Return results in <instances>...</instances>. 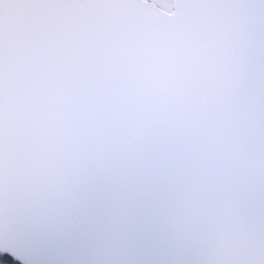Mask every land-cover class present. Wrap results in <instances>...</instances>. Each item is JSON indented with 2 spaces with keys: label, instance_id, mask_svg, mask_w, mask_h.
<instances>
[{
  "label": "snow or ice",
  "instance_id": "snow-or-ice-1",
  "mask_svg": "<svg viewBox=\"0 0 264 264\" xmlns=\"http://www.w3.org/2000/svg\"><path fill=\"white\" fill-rule=\"evenodd\" d=\"M0 264H264V0H0Z\"/></svg>",
  "mask_w": 264,
  "mask_h": 264
},
{
  "label": "trees",
  "instance_id": "trees-1",
  "mask_svg": "<svg viewBox=\"0 0 264 264\" xmlns=\"http://www.w3.org/2000/svg\"><path fill=\"white\" fill-rule=\"evenodd\" d=\"M2 259H6V257H2V256H0V260H2Z\"/></svg>",
  "mask_w": 264,
  "mask_h": 264
}]
</instances>
